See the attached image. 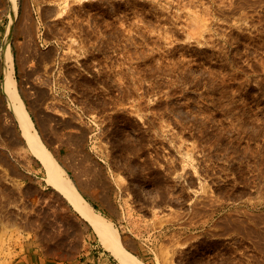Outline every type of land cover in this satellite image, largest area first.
Listing matches in <instances>:
<instances>
[{"label": "rangeland", "instance_id": "374dc122", "mask_svg": "<svg viewBox=\"0 0 264 264\" xmlns=\"http://www.w3.org/2000/svg\"><path fill=\"white\" fill-rule=\"evenodd\" d=\"M18 4L13 17L0 0V83L11 30L46 143L62 160L75 149L96 164L98 195L105 187L116 208L84 194L129 248L147 264H264V0ZM19 17L27 31L17 34ZM1 114L0 150L25 176L0 160V264L30 253L92 264V245L121 264L23 143L11 144ZM69 134L80 147L64 143Z\"/></svg>", "mask_w": 264, "mask_h": 264}, {"label": "bare ground", "instance_id": "6f19581e", "mask_svg": "<svg viewBox=\"0 0 264 264\" xmlns=\"http://www.w3.org/2000/svg\"><path fill=\"white\" fill-rule=\"evenodd\" d=\"M9 1L11 2L10 14L12 10L13 17H16L19 14L18 0ZM18 19L16 33H25L27 30H25V26L22 27V18L19 17ZM24 27L25 29H23ZM32 31H35L33 27L30 32ZM13 32L10 30L6 34L2 50L3 77L0 83V91L6 101V107L2 106V110L6 109L7 115L11 118V127L2 126V132L11 141V144L23 143L27 151L40 163L45 182L53 187L57 193L61 194L74 207L80 216L95 230L104 248L111 252L121 264H147L129 248L127 240L115 222L108 218L102 211L97 210L85 196L84 193L90 192L113 208L111 205V195L106 192L105 187L101 191L102 194L100 193L101 195H98V186L100 187L101 184L97 178L98 168L96 164L88 161L83 154L81 155L76 151L71 152L75 149H72L66 159L62 160L56 151L51 149L46 143L48 139L38 127L24 98V96H27V92L16 77L15 55L11 44L12 37L14 36ZM24 35L26 37V34ZM24 42L25 40L20 48L29 46L28 43ZM2 110H0V121L3 119V115L1 114ZM40 124L42 129L44 128V131H51L52 134L59 132V128L51 127L48 118H42ZM16 126L19 127V133L16 131ZM65 138L63 140L65 144H70L71 146L76 144L80 147L81 136L79 134H69ZM0 160L5 162L13 175L25 176L18 165L10 160L1 150ZM67 168L73 170L75 177H73Z\"/></svg>", "mask_w": 264, "mask_h": 264}, {"label": "crops", "instance_id": "0c3cea01", "mask_svg": "<svg viewBox=\"0 0 264 264\" xmlns=\"http://www.w3.org/2000/svg\"><path fill=\"white\" fill-rule=\"evenodd\" d=\"M95 249H96V246L92 245L91 249L88 252L83 253V254L93 253L91 257H93L95 260L92 261V264H113L109 257L104 256L105 254L104 251H95ZM91 257L86 258V260L87 261L90 260ZM42 262L43 261H41V257L39 255H36L35 253H30L28 254V259L25 258V259H22L21 261L19 260V262L17 261V263L14 262L13 264H44ZM84 262L82 264H84Z\"/></svg>", "mask_w": 264, "mask_h": 264}, {"label": "water", "instance_id": "95a60500", "mask_svg": "<svg viewBox=\"0 0 264 264\" xmlns=\"http://www.w3.org/2000/svg\"><path fill=\"white\" fill-rule=\"evenodd\" d=\"M96 163L100 164L97 160H94ZM112 198V197H111ZM111 205L116 208V203L111 199Z\"/></svg>", "mask_w": 264, "mask_h": 264}]
</instances>
